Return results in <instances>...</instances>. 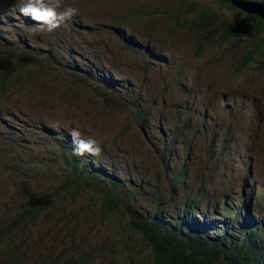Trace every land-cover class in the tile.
I'll list each match as a JSON object with an SVG mask.
<instances>
[{
  "label": "rangeland",
  "instance_id": "obj_1",
  "mask_svg": "<svg viewBox=\"0 0 264 264\" xmlns=\"http://www.w3.org/2000/svg\"><path fill=\"white\" fill-rule=\"evenodd\" d=\"M219 1L61 0L58 11L70 6L77 14L49 32L20 14L22 0H0V79L5 63L12 65V77L33 74L10 98L0 97V224L7 225L10 210L31 192L40 197L55 191L67 169L63 147L57 146H67L74 128L98 142L102 152L95 165L120 179L123 199L111 218L98 209L95 188L52 201L46 216L19 227L8 239L14 243L0 246V264L13 263L12 246L18 264L77 260L92 249H106L92 264H150V250L130 232L126 215L153 217L159 198L171 225L195 202L197 222L242 226L245 215L232 220L228 208L247 204L249 221L264 226V59L242 66L264 40L244 36L228 42L235 21L246 16L236 11L241 18H234ZM24 44L31 51L20 56ZM201 109L209 123L201 120ZM231 127L239 137L228 146L223 138ZM215 128L220 135L211 150ZM52 156L58 163L46 167ZM34 158L36 168L26 167L32 179L13 169ZM181 169L184 177L175 183ZM240 193L245 200L233 199ZM130 237H137L130 239L136 241L129 250L134 257L120 243Z\"/></svg>",
  "mask_w": 264,
  "mask_h": 264
},
{
  "label": "trees",
  "instance_id": "obj_2",
  "mask_svg": "<svg viewBox=\"0 0 264 264\" xmlns=\"http://www.w3.org/2000/svg\"><path fill=\"white\" fill-rule=\"evenodd\" d=\"M250 1L255 3L264 4V0H241ZM223 6H225L228 14H232L241 18L236 10L231 6L228 0H220ZM228 8V9H227ZM234 9V10H233ZM234 11V12H233ZM234 16V18H235ZM205 17V14H201L199 19ZM241 21V22H240ZM235 21V31L233 35H229L230 40L228 42H233L231 38L240 41L244 36H251L253 38L257 36H263L264 40V21L256 18L254 16H246L243 20ZM130 47L133 44L129 43ZM254 51L246 57V64L242 65L244 68H248V63L254 58L259 56V58L264 59V43L260 46L254 45ZM31 51V47L27 45H22L19 47V55L23 56L27 52ZM40 71L44 77L49 75L46 70L41 67H35ZM1 79H0V97L10 98L13 94L17 93L22 85H26L27 81L33 78L31 72L26 73L24 76L12 77L14 69L10 63L3 64L1 69ZM24 80V81H23ZM23 81V82H22ZM115 100L117 97L111 95ZM110 96H108L109 98ZM103 96V99H108ZM137 108V107H136ZM205 109H201L203 114V121L205 118ZM138 122L142 120V114L140 111L135 112ZM191 120L185 119L186 123ZM186 130L188 134L191 133V128L187 127ZM223 138L224 144L227 143L228 146H233L236 143L238 137L235 128L231 127L228 129ZM231 131V132H230ZM183 130L180 132L182 135ZM206 133V132H205ZM208 133H206L207 135ZM220 135L218 129L212 130L210 136L209 146L211 150L215 149L213 140L217 139ZM58 134V138H61ZM203 137V136H202ZM233 142V143H232ZM62 146L63 149L59 147ZM60 150V155L64 156V164L66 165V172L62 176L61 181L56 186L55 191L48 194H43L39 197L37 190L34 194L31 192L28 197H25L24 201L16 204V208L10 211L14 212L13 218L8 220L6 226L0 224V246L11 245L9 242L14 243V241H8L12 239L13 236H17L19 232V227L26 226L29 223H36L37 220L46 216L52 209L51 202L56 199H62L67 197H72L81 191H91L95 188L97 191L94 192L95 196L98 198L99 210L101 214L106 215L105 217L111 218L115 213L122 210L123 199L120 198L119 191L122 192V182L118 177L113 175H108L106 171L97 168L95 165V160L97 156H90L85 154L84 156L73 155L72 150L75 145L70 139L67 146H63L60 143L57 146ZM56 156V155H54ZM54 156L47 159L45 162L46 167H54L58 161H54ZM59 157V155L57 156ZM39 161L34 158L32 162L25 163L21 161L13 167V169L19 170V172L24 171L27 178L32 179L31 175L27 174V165L31 166L29 172L32 168H36ZM184 170H179L173 177L175 183H179L184 177ZM51 183V180L49 181ZM23 187L21 190L22 195H25L27 190L26 181L22 183ZM17 194L19 195V183L14 185ZM173 188V186H171ZM172 194V192H170ZM162 198H159L156 204H154V214L153 217H147L142 219L137 216L136 213L130 211L126 220H131L130 232L138 237V242L145 245L150 252L146 255V262L150 264H264V226L258 222L256 223H245L242 226H237L235 224H230L226 227L219 228L215 223V228L217 232H211L208 225H199L195 222V213L199 210L195 202L190 204L184 212L181 219H177L172 225L164 217L165 207L161 205ZM173 200H171L166 207L171 205ZM229 216H232L229 212ZM52 216H50L51 218ZM232 220H238L236 217H232ZM137 237H130L127 241L124 239L120 240V243L125 246L126 250H131L130 246L136 244L135 239ZM95 252L93 249L90 250ZM89 252L88 254L82 255L77 260H69L67 257H49L48 260L43 261L41 264H92L98 258L105 255L106 249H102L100 253ZM14 255L13 263H19V251L17 248L12 246L10 251ZM129 253L134 257L131 251ZM127 255L130 262H133V257Z\"/></svg>",
  "mask_w": 264,
  "mask_h": 264
},
{
  "label": "clouds",
  "instance_id": "obj_3",
  "mask_svg": "<svg viewBox=\"0 0 264 264\" xmlns=\"http://www.w3.org/2000/svg\"><path fill=\"white\" fill-rule=\"evenodd\" d=\"M229 1V0H228ZM230 2V1H229ZM250 2V1H247ZM231 4V3H230ZM260 4V3H259ZM232 6V5H231ZM61 8V0H22L21 6L19 7V12L23 16H28L30 17L33 21H36L37 23L41 25H45L47 27V31L51 32L54 29L60 27L62 24L65 22L69 21L72 19L73 16L77 14V9L73 7H65L62 11H58V9ZM235 9V8H234ZM236 11L240 12L239 10L235 9ZM242 13V12H240ZM244 14V13H242ZM245 16H250L247 14H244ZM255 17V16H254ZM257 18V17H256ZM216 97L219 98L218 93H215ZM221 101L224 105L223 109L225 107L227 108V103H225L223 97H221ZM207 112V111H206ZM207 119L210 120L208 117V112H207ZM205 121V120H204ZM209 123V121L207 120ZM235 128V127H233ZM236 129V128H235ZM237 131V129H236ZM238 137L239 133L237 131ZM72 142L75 145V147L72 150L73 155L76 156H84L85 154H88L90 156H99L102 152L101 147L99 146L98 142L89 137L87 139L82 137L81 132L78 129H73L70 133ZM237 137V139H238ZM236 139V140H237ZM245 195L243 193L236 194L234 195V198H237L239 200H245ZM228 204H233V200H230ZM228 212L232 215L231 217H243V221L245 223H256L254 220L248 219L250 217L249 210H248V205L246 204L245 206H242L241 209H235L233 206L232 208H228ZM196 223L199 225H208L209 230L211 232H217L216 228L212 226L211 224H204L197 222Z\"/></svg>",
  "mask_w": 264,
  "mask_h": 264
},
{
  "label": "water",
  "instance_id": "obj_4",
  "mask_svg": "<svg viewBox=\"0 0 264 264\" xmlns=\"http://www.w3.org/2000/svg\"><path fill=\"white\" fill-rule=\"evenodd\" d=\"M232 7L239 10L240 12L255 16L264 21V4L255 2H247L241 0H229Z\"/></svg>",
  "mask_w": 264,
  "mask_h": 264
},
{
  "label": "bare ground",
  "instance_id": "obj_5",
  "mask_svg": "<svg viewBox=\"0 0 264 264\" xmlns=\"http://www.w3.org/2000/svg\"><path fill=\"white\" fill-rule=\"evenodd\" d=\"M187 1H188V0H187ZM223 8H224V7H222V9H223ZM227 9H228V8H227ZM214 10H215V9H214ZM233 10H234V9H233ZM220 11H221V10H220ZM223 12H224V11H223ZM227 12H228V11H227ZM233 12H234V11H233ZM218 13H219V12H218ZM221 13H222V12H221ZM214 15H216V14H214ZM227 15H228V14H227ZM227 15H226V16H227ZM233 16H235V15H233ZM235 17H237V16H235ZM240 22H241V21H240ZM234 28H235V27H234ZM192 30H193V29H192ZM138 44H139V43H138ZM234 44H235V43H234ZM244 45H245V44H244ZM244 45H243V46H244ZM141 48H142V47H141ZM222 49H223V48H222ZM215 50H216V49H215ZM213 52H214V51H213ZM227 52H228V51H227ZM214 53H215V52H214ZM214 53H213V54H214ZM210 55H211V54H210ZM236 61H237V59H236ZM249 65H250V64H249ZM250 67H251V66H250ZM248 71H249V70H248ZM251 71H252V70H251ZM242 73H243V72H242ZM249 73H250V72H249ZM256 74H257V73H256ZM248 75H249V74H248ZM246 80H247V79H246ZM235 82H236V81H235ZM242 83H243V82H242ZM227 87H228V86H227ZM260 87H261V86H260ZM231 88H233V87H231ZM262 89H263V88H262ZM252 90H253V89H252ZM255 90H256V89H255ZM261 91H262V90H261ZM261 93H262V92H261ZM225 101H226V100H225ZM226 103H227V102H226ZM253 103H254V102H253ZM235 117H236V116H235ZM233 123H235V121H233ZM230 132H231V131H230ZM232 143H233V142H232ZM242 145H243V144H242ZM242 145H241V146H242ZM224 148H225V147H224ZM226 148H227V147H226ZM243 154H244V153H243ZM242 156H243V155H242ZM232 157H233V155H232ZM262 158H263V157H262ZM223 159H224V158H223ZM226 159H227V158H226ZM232 159H233V158H232ZM229 160H230V159H229ZM222 161H223V160H222ZM243 166H244V165H243ZM247 172H248V171H247ZM247 172H246V173H247ZM252 177H253V176H252ZM246 179H247V177H246ZM251 179H252V178H251ZM249 181H250V180H249ZM205 191H206V190H205ZM247 191H248V190H247ZM247 191H246V192H247ZM250 192H252V191H250ZM250 192H249V193H250ZM205 194H206V193H205ZM248 196H249V195H248ZM254 196H255V195H254ZM245 198H246V197H245ZM249 198H250V197H249ZM254 199H255V198H254ZM244 203H245V202H244ZM256 207H257V206H256ZM249 210H250V208H249Z\"/></svg>",
  "mask_w": 264,
  "mask_h": 264
},
{
  "label": "flooded vegetation",
  "instance_id": "obj_6",
  "mask_svg": "<svg viewBox=\"0 0 264 264\" xmlns=\"http://www.w3.org/2000/svg\"><path fill=\"white\" fill-rule=\"evenodd\" d=\"M201 120L203 121V118H202V116H203V114L201 113ZM205 118H207V112H205ZM205 122H207V120L205 119ZM208 123V122H207ZM203 126H205V124H203Z\"/></svg>",
  "mask_w": 264,
  "mask_h": 264
}]
</instances>
